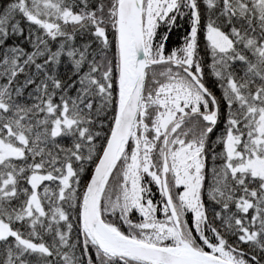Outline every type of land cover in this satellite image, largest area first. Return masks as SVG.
<instances>
[{
  "label": "snow or ice",
  "instance_id": "6c2138e0",
  "mask_svg": "<svg viewBox=\"0 0 264 264\" xmlns=\"http://www.w3.org/2000/svg\"><path fill=\"white\" fill-rule=\"evenodd\" d=\"M0 264H264V0L0 4Z\"/></svg>",
  "mask_w": 264,
  "mask_h": 264
},
{
  "label": "trees",
  "instance_id": "16d2710c",
  "mask_svg": "<svg viewBox=\"0 0 264 264\" xmlns=\"http://www.w3.org/2000/svg\"><path fill=\"white\" fill-rule=\"evenodd\" d=\"M5 2H6V0H0V4H3ZM186 27H187V25L185 24L183 26L174 28L172 30V32L170 33V40L168 42L169 48L179 46V44L181 42V38L184 34ZM212 81H213V78L206 73V83H207L208 87L211 88L219 96L220 95V89L218 87H216ZM220 128H222V125H220ZM216 134L219 135V130L217 131ZM214 140H215V136L212 137V141H214ZM210 143H211V141H210ZM217 151H219V147H217ZM85 179H87V176H85ZM157 199H158V195H157ZM135 218H137V217H134V219Z\"/></svg>",
  "mask_w": 264,
  "mask_h": 264
}]
</instances>
